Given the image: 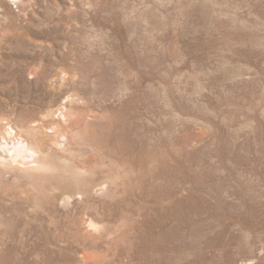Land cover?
I'll return each instance as SVG.
<instances>
[{"label":"rangeland","instance_id":"obj_1","mask_svg":"<svg viewBox=\"0 0 264 264\" xmlns=\"http://www.w3.org/2000/svg\"><path fill=\"white\" fill-rule=\"evenodd\" d=\"M68 91L66 145L0 179V264H264V0H0V122Z\"/></svg>","mask_w":264,"mask_h":264},{"label":"bare ground","instance_id":"obj_2","mask_svg":"<svg viewBox=\"0 0 264 264\" xmlns=\"http://www.w3.org/2000/svg\"><path fill=\"white\" fill-rule=\"evenodd\" d=\"M57 78L63 81L62 86L74 82L75 77L62 72ZM61 83V82H60ZM81 100L75 91L65 93L61 101L46 109L38 119L11 128L0 122V179L17 171H31L37 165L47 142L60 147L66 145V133L81 123L82 111L77 102ZM83 102V101H82ZM55 103V102H54ZM53 104V103H52ZM47 108V107H46ZM40 112V113H41ZM36 117V116H35Z\"/></svg>","mask_w":264,"mask_h":264}]
</instances>
